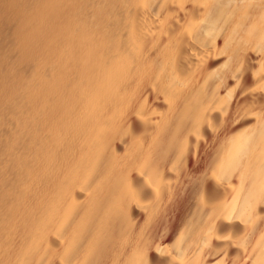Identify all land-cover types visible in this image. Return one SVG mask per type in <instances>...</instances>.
<instances>
[{"label":"bare ground","instance_id":"1","mask_svg":"<svg viewBox=\"0 0 264 264\" xmlns=\"http://www.w3.org/2000/svg\"><path fill=\"white\" fill-rule=\"evenodd\" d=\"M0 264H264V0H0Z\"/></svg>","mask_w":264,"mask_h":264}]
</instances>
